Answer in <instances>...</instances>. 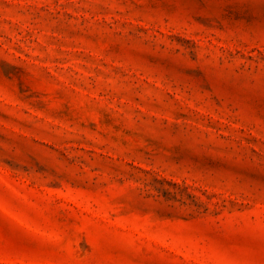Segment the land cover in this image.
<instances>
[{"label":"rangeland","instance_id":"374dc122","mask_svg":"<svg viewBox=\"0 0 264 264\" xmlns=\"http://www.w3.org/2000/svg\"><path fill=\"white\" fill-rule=\"evenodd\" d=\"M0 264H264V0H0Z\"/></svg>","mask_w":264,"mask_h":264}]
</instances>
